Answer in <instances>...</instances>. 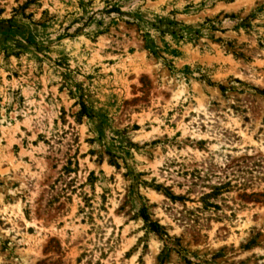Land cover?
<instances>
[{
	"label": "rangeland",
	"instance_id": "1",
	"mask_svg": "<svg viewBox=\"0 0 264 264\" xmlns=\"http://www.w3.org/2000/svg\"><path fill=\"white\" fill-rule=\"evenodd\" d=\"M161 256L264 264V0H0V264Z\"/></svg>",
	"mask_w": 264,
	"mask_h": 264
},
{
	"label": "trees",
	"instance_id": "2",
	"mask_svg": "<svg viewBox=\"0 0 264 264\" xmlns=\"http://www.w3.org/2000/svg\"><path fill=\"white\" fill-rule=\"evenodd\" d=\"M86 110H87V109H86V107H85V105H84V106H83V109H82V113H85ZM173 198H174V197H173ZM141 215H142V217H143L144 220H145V223H146L147 228H148L151 232L156 233V234H157L158 236H160V237H167V238H169V237H168V234H167L166 231H165V228H164L162 225H160V223H159L158 221H156V222L151 221V220L149 219V216L147 215L145 209H143V210L141 211ZM159 262H160V264L163 263V258H162V256L159 258Z\"/></svg>",
	"mask_w": 264,
	"mask_h": 264
}]
</instances>
